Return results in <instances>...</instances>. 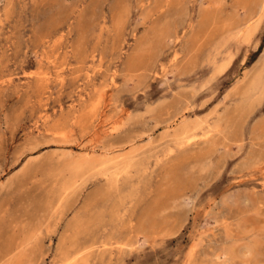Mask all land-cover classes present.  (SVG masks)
Instances as JSON below:
<instances>
[{"label": "rangeland", "instance_id": "1", "mask_svg": "<svg viewBox=\"0 0 264 264\" xmlns=\"http://www.w3.org/2000/svg\"><path fill=\"white\" fill-rule=\"evenodd\" d=\"M258 4L0 0V264H264Z\"/></svg>", "mask_w": 264, "mask_h": 264}, {"label": "bare ground", "instance_id": "2", "mask_svg": "<svg viewBox=\"0 0 264 264\" xmlns=\"http://www.w3.org/2000/svg\"><path fill=\"white\" fill-rule=\"evenodd\" d=\"M258 5H260L261 6V9L262 8H264V0H259V4ZM176 124H178V123H176ZM211 126V125H210ZM186 127V126H185ZM208 127V126H207ZM165 128V127H164ZM173 128V127H172ZM171 128V129H172ZM204 128V127H203ZM208 128H210V127H208ZM169 129V128H168ZM183 129H184V127H183ZM204 130V129H203ZM207 131V130H206ZM199 136V135H198ZM149 137V136H148ZM196 137V136H195ZM187 138V137H186ZM185 138V139H186ZM181 141H183V139L182 140H180L179 142H181ZM185 142H186V140H184ZM179 142H177L176 144H179ZM188 142V141H187ZM183 143V142H182ZM181 143V144H182ZM75 145V144H74ZM135 145V144H134ZM119 150V149H118ZM89 151V150H88ZM94 151V150H93ZM113 151V150H112ZM116 151V150H115ZM100 152V151H99ZM79 153H80V151H79ZM93 153V152H92ZM106 153V152H105ZM105 153H104V155H105ZM83 154V153H82ZM131 154V153H130ZM84 156V155H83ZM90 156V155H89ZM103 159V158H102ZM90 161V160H89ZM83 162V161H82ZM95 163V162H94ZM102 165V164H101ZM127 165V164H126ZM103 166V165H102ZM94 169V168H93ZM93 169H91V170H93ZM64 193V192H63Z\"/></svg>", "mask_w": 264, "mask_h": 264}]
</instances>
